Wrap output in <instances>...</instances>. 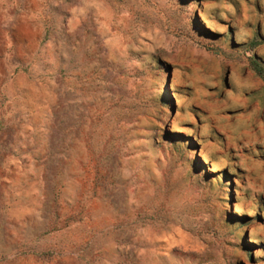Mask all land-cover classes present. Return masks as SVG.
<instances>
[{"label": "rangeland", "instance_id": "rangeland-1", "mask_svg": "<svg viewBox=\"0 0 264 264\" xmlns=\"http://www.w3.org/2000/svg\"><path fill=\"white\" fill-rule=\"evenodd\" d=\"M0 264H264V0H0Z\"/></svg>", "mask_w": 264, "mask_h": 264}, {"label": "trees", "instance_id": "trees-1", "mask_svg": "<svg viewBox=\"0 0 264 264\" xmlns=\"http://www.w3.org/2000/svg\"><path fill=\"white\" fill-rule=\"evenodd\" d=\"M255 66V71L257 72L258 75H261V71L258 69L259 68V64H257L256 62L254 63Z\"/></svg>", "mask_w": 264, "mask_h": 264}]
</instances>
